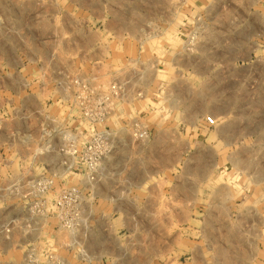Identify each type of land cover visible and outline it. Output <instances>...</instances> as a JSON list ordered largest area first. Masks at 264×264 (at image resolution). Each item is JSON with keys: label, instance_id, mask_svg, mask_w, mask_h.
Wrapping results in <instances>:
<instances>
[{"label": "clouds", "instance_id": "obj_1", "mask_svg": "<svg viewBox=\"0 0 264 264\" xmlns=\"http://www.w3.org/2000/svg\"><path fill=\"white\" fill-rule=\"evenodd\" d=\"M25 3L47 50L0 59V264H264V0Z\"/></svg>", "mask_w": 264, "mask_h": 264}, {"label": "rangeland", "instance_id": "obj_2", "mask_svg": "<svg viewBox=\"0 0 264 264\" xmlns=\"http://www.w3.org/2000/svg\"><path fill=\"white\" fill-rule=\"evenodd\" d=\"M79 2L84 8L89 10L99 8V4L93 3V0H79ZM0 16H4L6 20L3 31L0 32V59L6 64L18 66L21 61L27 63L26 49L20 45L21 38L28 43H33L37 52L47 50L43 44L44 25L33 19L32 10L27 6L25 0H0ZM9 29H12V31H9ZM32 29H38V31H33ZM18 31L20 32L19 36L16 35ZM10 43L15 47H10ZM247 71L248 69H241V72L237 75ZM3 77V73L0 72V78ZM4 86L5 82L0 80L1 95L5 92ZM223 87L232 89L233 83L230 80ZM107 241L108 244H111L110 238Z\"/></svg>", "mask_w": 264, "mask_h": 264}, {"label": "crops", "instance_id": "obj_3", "mask_svg": "<svg viewBox=\"0 0 264 264\" xmlns=\"http://www.w3.org/2000/svg\"><path fill=\"white\" fill-rule=\"evenodd\" d=\"M230 7L232 6L231 4L229 5ZM217 11H219V7L217 8ZM255 32H264V29H262L259 25V23L256 21V19H253L251 21V25H250V28L248 30V32L246 33L247 34H251V33H255ZM235 40L236 38H233V42L235 43ZM228 54L229 56L231 55V53L229 52V49H224L223 51H217L215 53V58L216 59H224L225 55ZM2 82H5V92L9 89V88H12L13 91H15V88L13 87V84H12V81L8 80L7 77H3L2 79H0ZM0 95H1V92H0ZM105 239V240H104ZM108 237L105 236V235H101L99 240L95 241V244L97 246H103V247H108L110 246L111 244H108ZM112 243V242H110ZM10 245L8 244H5V252H7V248L9 247Z\"/></svg>", "mask_w": 264, "mask_h": 264}, {"label": "built area", "instance_id": "obj_4", "mask_svg": "<svg viewBox=\"0 0 264 264\" xmlns=\"http://www.w3.org/2000/svg\"><path fill=\"white\" fill-rule=\"evenodd\" d=\"M3 223V221H2V219H0V224H2ZM5 244H8V245H10V242H8V241H5Z\"/></svg>", "mask_w": 264, "mask_h": 264}]
</instances>
